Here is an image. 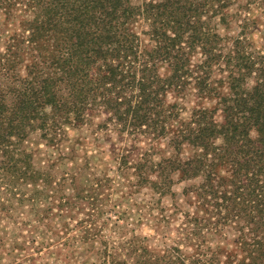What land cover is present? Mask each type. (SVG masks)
Listing matches in <instances>:
<instances>
[{"label": "trees", "instance_id": "trees-1", "mask_svg": "<svg viewBox=\"0 0 264 264\" xmlns=\"http://www.w3.org/2000/svg\"><path fill=\"white\" fill-rule=\"evenodd\" d=\"M2 38L3 208L34 205L68 181L71 198L89 202L77 238L100 244L97 264H264V0H0ZM91 125L148 142L131 166L128 149L110 148L159 202L196 180L181 189L190 210L157 207L159 246L133 234L103 239L106 177L89 175L96 166L76 160L73 142V171L57 180L23 147L38 132L62 150L67 129Z\"/></svg>", "mask_w": 264, "mask_h": 264}, {"label": "rangeland", "instance_id": "rangeland-1", "mask_svg": "<svg viewBox=\"0 0 264 264\" xmlns=\"http://www.w3.org/2000/svg\"><path fill=\"white\" fill-rule=\"evenodd\" d=\"M12 30L14 27L10 25L9 32ZM3 41L4 38L0 42ZM93 128L91 125L67 129L69 143L62 150L49 146L39 137L38 132L31 133L23 147L32 153L35 168L47 171L57 180L64 173L73 171L68 153V146L73 142V147L79 154L76 160H84L87 156L89 162L96 166L95 169H89V175L106 177L99 190L101 200L97 203L103 214L96 221L103 239L107 237L118 241L124 235L133 234L146 237L151 247L159 246L164 239L159 232H155L154 215L159 207L171 208L173 203L190 210L186 198L181 195V189L196 180L176 182L172 186L175 197L167 195L159 202L156 194L145 187L134 185L135 177L131 168L117 167V161L111 152L121 151H111L110 148L113 144L116 149H128L131 166L147 150L148 142L145 139L132 143L114 136L108 138ZM160 155L161 153L154 155V159ZM91 179L92 177L84 179L83 182L89 185L93 181ZM67 182H64L61 192L52 197L43 189L45 193L35 200L34 205L27 200L21 203L12 201L15 210H6L7 207L0 205V264H97L95 251L100 248V244L90 247L89 243L84 244L77 238L81 235V227L87 226L89 202L71 198L72 188ZM51 193L52 190H49L50 195ZM65 201L70 205H66ZM165 233L173 237L172 231L166 229ZM167 242L170 243V240L167 239Z\"/></svg>", "mask_w": 264, "mask_h": 264}]
</instances>
